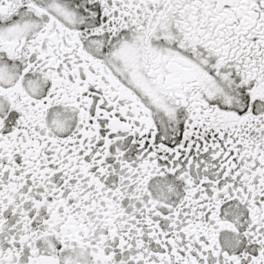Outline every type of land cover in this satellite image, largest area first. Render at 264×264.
<instances>
[{
    "label": "snow or ice",
    "instance_id": "6c2138e0",
    "mask_svg": "<svg viewBox=\"0 0 264 264\" xmlns=\"http://www.w3.org/2000/svg\"><path fill=\"white\" fill-rule=\"evenodd\" d=\"M0 264H264V0H0Z\"/></svg>",
    "mask_w": 264,
    "mask_h": 264
}]
</instances>
